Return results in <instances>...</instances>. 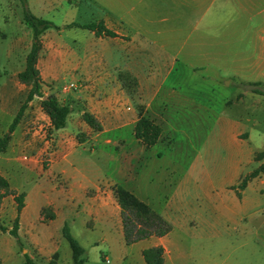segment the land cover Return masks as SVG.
<instances>
[{"label":"crops","instance_id":"1","mask_svg":"<svg viewBox=\"0 0 264 264\" xmlns=\"http://www.w3.org/2000/svg\"><path fill=\"white\" fill-rule=\"evenodd\" d=\"M32 1L28 0L30 10ZM65 2L77 10V15L84 13L87 20L81 23L74 18L62 26L56 24L60 28L48 30L44 36L57 30L64 35L75 32V36L68 35L64 49L71 50L77 44L78 81L83 82V87L75 94L56 90L62 76L49 68L55 57L50 58L47 66L41 64L39 57L38 69L44 94H54L71 108L67 126L53 131V146L49 148L43 130L51 129L52 122L42 108V100L36 96L12 134L7 151L0 154V175L12 190L26 195L19 219L20 237L29 227L52 224L61 216L64 224L86 217L94 222L93 226L115 229L124 237L121 208L115 195V188L121 185L172 225L167 236L151 237L149 240L154 242L141 247L139 253L157 246H163L165 254L173 253L169 245L175 242L176 251L183 258L177 242L183 239V234H189L205 243V264H216L210 260L216 255L221 258V264H264V173L251 180L244 190L238 189L242 180L252 173L246 172L245 167L256 163V155L264 149L250 146L252 134L248 130L255 129L250 119L232 117L225 109L217 113L213 100L224 90L233 87L239 90L236 82L264 81V77L249 78L246 72L248 66H264V0ZM13 5L10 7L0 0V18L8 24L17 18L20 26V32L11 39L9 54L27 51L18 76L25 70L33 34L30 41L20 0ZM100 22L116 37L68 27L73 23ZM2 38L6 40L8 35L2 34ZM66 57L69 59L70 54ZM120 74H129L137 81L133 92L124 87ZM5 84L0 83L1 115L4 106L23 96L16 91H3ZM236 105L240 107V102ZM225 106L231 107L229 100H225ZM140 110L162 128L160 140L149 148L135 136ZM85 112L98 120L102 131H94L86 123ZM29 125L33 131L30 140H17L22 129ZM175 129H189L197 134L198 130L202 131V139L196 146L191 140L198 163L210 160L208 153L202 157L201 148L210 145L215 131H219L221 144H226L234 154L224 158L222 163L227 164L219 169L211 171L197 165L190 173H182L174 162L177 160L173 153ZM161 145L167 146L173 158L165 171L148 165L153 155L161 160L165 158L162 152L154 150ZM89 146L98 157L116 163L111 175L104 174L96 163L86 164L84 152ZM24 150L38 156L50 150L48 168H40L31 159L26 162L29 158L20 156ZM17 179H25L32 186L33 195L42 201L39 206L30 204V192L13 186ZM8 200L17 207L14 197L8 196L2 200L0 214L5 212ZM50 209L54 219L50 218L46 224L43 211ZM17 216L18 212L15 219ZM27 234L32 241H38L31 230ZM236 235L239 242H232ZM145 241L148 240L131 246Z\"/></svg>","mask_w":264,"mask_h":264},{"label":"rangeland","instance_id":"2","mask_svg":"<svg viewBox=\"0 0 264 264\" xmlns=\"http://www.w3.org/2000/svg\"><path fill=\"white\" fill-rule=\"evenodd\" d=\"M16 1L19 2V0H5L10 7H13V3ZM31 10L36 16L52 21L60 26L74 18L81 23L87 20L84 13L80 16L77 15V10L70 8L65 0H33L31 3ZM6 20L8 21L9 19L7 18ZM19 28L20 26H18L17 18H14L10 24H8V22L5 23L4 19L0 18V83L6 82L2 90L16 91L23 95L22 98L16 99L13 104H7L4 106V115L0 114V129L3 130L2 136L9 132V128L15 118L14 114L17 113V108L25 102L29 91V87L24 86L27 87L25 88L26 90H24V87L19 84L20 81L16 75L25 64L23 54L27 51H16L15 55L9 54L11 39L15 34L20 32ZM26 29L29 31V39L32 41V30L27 27ZM2 34H7L8 38L6 40L3 39ZM68 35L75 36V32H68ZM68 35H64L61 30L47 33L43 38L44 47L40 54V60L43 66H47L50 58L55 57V63H52V66L50 65L49 68H51L56 75L62 76L60 83L55 85L58 87H56L58 92L59 89H61L62 92L63 87L70 83L75 81L80 82L78 81L80 67L78 65L79 51L77 49V44H71V50L64 49V43L69 41ZM68 53L70 54L69 59L66 57V54ZM230 68L231 70H234L235 67ZM246 72L249 78L253 76L252 78H256L257 80L259 77H264V66H248ZM187 73L191 74V72ZM236 83H239V90L235 87L230 90H224L222 94L213 99L215 101L214 110L218 113L225 109V113L232 117L241 116L244 119H250L255 127V129L248 130V132L252 134L250 146L253 149L263 150L264 95L253 93L252 89L257 88L264 91V81H241ZM254 83H261L262 85L252 87L251 84ZM80 84L83 87L82 81ZM24 91L26 92L24 93ZM46 92L50 91L46 90ZM77 92L78 91H72L68 94H75ZM240 94L244 97H238ZM225 100L230 101L231 107L225 106ZM239 102L240 107L236 105V103ZM31 129V125L24 127L20 139L17 136V140H22L23 142L29 141L31 133L33 132ZM45 131L52 135L50 129L45 128ZM172 132V136L175 140L173 153L177 157V160H174V162L179 166L182 173H190L192 169H196L197 165H200V167L203 166L202 169L211 171L219 169L223 164H227V162L222 163L223 159H228L234 154L233 150H230L226 144L225 146L221 144L218 135L219 131H215V136L210 140V145L201 148V150H203L201 152L202 157H206V154L208 153L211 156L210 160L205 162L200 161L198 163L195 161L197 160L196 155L193 153L195 147H192L191 140L195 142L196 146L199 139H202V131L198 130L197 134L196 131L193 132L189 129H175ZM165 140H168V138ZM81 150L84 151V149ZM154 150L162 152L165 155V158L161 160L157 155L152 154L153 158L148 161V165H150V168L153 167L165 171L173 159L170 158L169 149H167V146L163 147L161 145ZM84 153V159L86 160L87 165L96 163L100 166L104 174H112L114 167L116 166L115 162L106 161V159H103L100 156L98 157V155L92 153L90 146L86 148ZM259 154L260 153H258L256 157ZM20 156H27L29 159L25 160L26 162H30L29 160L31 159L32 161H36V164L40 168L47 169L50 159V150L43 152L39 156L35 152L31 153L29 150H24L20 153ZM255 161L256 163L253 165L245 167L246 172H253L264 164V159L258 161L255 158ZM140 165H138V167H140ZM13 186L24 188L26 191L30 192V204L39 206L42 203L41 199H38V197L33 195L32 186H30L25 179H17V183L13 181ZM262 201L264 203V197L262 198ZM15 214L17 215V207L11 200H8L5 204V212L0 214V224L11 230L13 228ZM52 214V209L45 210V213L43 214L45 219L43 222L48 224ZM64 222V218L61 216L52 224H36L33 227H29L28 230L23 233L22 237H20L21 242H18L17 239L9 234V232L5 233L0 231V264H23L26 262L27 256L32 258L36 264H74L72 250L68 241L63 236L62 230L65 225ZM68 225L74 238L85 249L83 257L85 259V264H143L144 258L142 253H139V250L141 247L150 246L154 242V240L150 241L147 239L148 241L138 245H127L123 235L120 234L119 231L108 229L100 225L93 226L94 222L88 220L86 217H82L76 221H70L68 222ZM30 230L38 241L31 240V236L27 234L30 233ZM237 236L238 235L231 238L232 242H235L238 239ZM182 237L183 239L177 242V244L179 245V250L183 253V258H181L180 253L176 251L174 242L169 245L173 253L165 254L168 260L166 264H205L207 261L205 256L207 253L205 243L197 241L189 234H183ZM236 242H239V240ZM262 245V253H264V243H262ZM107 260H109V263H107ZM210 260H215L216 264H221L222 262L218 255L212 256Z\"/></svg>","mask_w":264,"mask_h":264},{"label":"trees","instance_id":"3","mask_svg":"<svg viewBox=\"0 0 264 264\" xmlns=\"http://www.w3.org/2000/svg\"><path fill=\"white\" fill-rule=\"evenodd\" d=\"M24 10L25 25L32 30L33 44L31 50L26 58V67L23 72L18 75L19 81L30 87L27 99L21 106L19 112L15 116L13 123L9 128V132L0 138V154L7 151L12 134L16 131L21 123L25 111L29 103L37 96L43 98L42 108L49 116L52 122L50 133L66 128L71 108L62 104L54 94L45 95L43 91V81L38 69V61L40 53L43 49L42 37L51 29H59L52 21L37 17L29 8L28 0H20ZM69 28L77 27L95 32L97 36L116 37V34L108 30L105 25L100 23H92L88 25H81L73 23ZM120 79L124 87L129 92H133L137 88V81L129 74H120ZM262 85L261 83L251 84L252 87ZM252 92L258 95H264L261 89L253 88ZM83 119L96 132L102 131V126L98 120L88 112L83 114ZM135 136L141 140L146 147H152L158 143L162 136V128L154 123L152 120L143 115L140 110V119L135 128ZM256 159L261 161L264 159V152L260 153ZM264 173V164L257 170L247 175L240 185L239 190H244L248 183L254 178ZM115 195L121 208L122 223L124 229V239L127 245L138 243L142 240L150 239L151 237H165L172 231L171 223L166 220L161 214L153 210L148 204L140 200L136 195L127 190L125 187L118 185L115 188ZM8 196H13L17 203L18 216L14 220L13 228L9 230L0 224V231L9 232V234L20 241V214L25 207L24 193L18 194L10 188L9 182L0 175V205L2 200ZM241 198V193L238 192ZM45 210L43 211V214ZM51 220L54 215H51ZM63 236L68 241L72 250V257L74 264H85L84 254L85 249L74 238L68 224L63 227ZM143 258L146 264H164L165 263V249L163 246L149 248L143 251ZM23 264H36L29 256Z\"/></svg>","mask_w":264,"mask_h":264},{"label":"built area","instance_id":"4","mask_svg":"<svg viewBox=\"0 0 264 264\" xmlns=\"http://www.w3.org/2000/svg\"><path fill=\"white\" fill-rule=\"evenodd\" d=\"M81 87H82V85L80 84V82H73V83H70V84L64 86L62 92L65 93V94H68V93H70L72 91H79ZM39 99L42 100L43 98L39 97ZM43 136H44L45 143L47 144V146L49 148H51L53 146L52 135L49 134L44 129L43 130ZM107 263H109V260H107Z\"/></svg>","mask_w":264,"mask_h":264}]
</instances>
